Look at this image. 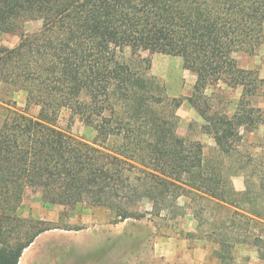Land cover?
<instances>
[{
    "label": "trees",
    "instance_id": "16d2710c",
    "mask_svg": "<svg viewBox=\"0 0 264 264\" xmlns=\"http://www.w3.org/2000/svg\"><path fill=\"white\" fill-rule=\"evenodd\" d=\"M28 20L42 27L25 33ZM6 33L21 37L14 47H0V87L24 91L26 106L6 105L0 123V264H19L46 231L72 229L21 216L29 187L49 203L112 210L116 222L143 217L131 209L138 202L161 215L190 195L227 211L241 208L232 197L247 198L250 188L238 191L210 173L203 144L177 136L182 100L167 95L138 51L183 59L197 76L188 101L205 120L204 132L230 156L241 129L262 123L251 98L264 97V78L240 67L235 53L261 43L264 0H0V35ZM221 85L241 89L232 113L198 103L210 99V86ZM63 110L95 129L92 142L58 127ZM242 210L231 217L264 225V208ZM216 242L219 264H232L231 244ZM253 244L264 263V238Z\"/></svg>",
    "mask_w": 264,
    "mask_h": 264
},
{
    "label": "rangeland",
    "instance_id": "374dc122",
    "mask_svg": "<svg viewBox=\"0 0 264 264\" xmlns=\"http://www.w3.org/2000/svg\"><path fill=\"white\" fill-rule=\"evenodd\" d=\"M41 27V20H28L24 32L33 33ZM20 37V33L0 35V47H14ZM138 53L151 60L150 73L159 78L167 95L182 100L177 110V136H183L187 141H200L208 171L225 178L238 191L250 188L247 198L254 201L234 196L232 198L237 199L241 208L230 206L232 209L227 211L216 204H207L197 196H182L171 201L175 205L161 215L153 212L150 202L142 201L131 209L143 217L116 222L117 216L112 210L91 207L86 203L75 206L49 203L39 190L29 187L20 208L21 216L43 219L72 229L57 228L42 233L32 249L24 253L19 264H143L141 258L153 251L159 240L169 237L176 241L179 251L206 256L200 264H219L215 253L219 248L216 238H223L231 244V250L226 254L233 260L232 264H264L253 244L257 237L264 238V225L248 222L242 216L231 217V210L243 212L242 209L247 207L264 208V97L251 98V105L261 108L262 123L252 132L241 129L242 138L232 142L233 153L225 155L216 146L212 135L204 132L202 125L205 120L188 101L190 96L195 98L196 74L184 67L181 57L148 50H139ZM124 55H131L129 46L125 48ZM235 57L240 67L254 70L264 78V35L254 51H239ZM205 93L210 99L202 97L198 103L209 111L211 105L212 110L232 113L241 97V89L231 90L224 85L210 86ZM6 105L24 110L25 92L0 87V123ZM37 112V108L29 111L32 115ZM57 125L89 142L96 136L95 129L81 115H71L69 110L62 111ZM195 210L202 212V217L196 215ZM79 226L81 229H76ZM213 230L216 233L210 235Z\"/></svg>",
    "mask_w": 264,
    "mask_h": 264
},
{
    "label": "crops",
    "instance_id": "0c3cea01",
    "mask_svg": "<svg viewBox=\"0 0 264 264\" xmlns=\"http://www.w3.org/2000/svg\"><path fill=\"white\" fill-rule=\"evenodd\" d=\"M195 119H197V115H195ZM178 137L185 139L183 136ZM32 245L24 253L32 249ZM177 245L176 241L170 237L159 240L153 247V251L141 258L143 264H200L202 261H205L206 256H200L199 254V256H194L181 252ZM23 256L22 258H24Z\"/></svg>",
    "mask_w": 264,
    "mask_h": 264
}]
</instances>
